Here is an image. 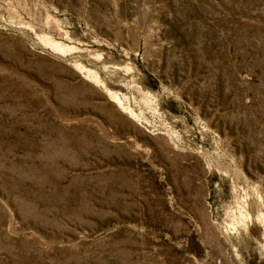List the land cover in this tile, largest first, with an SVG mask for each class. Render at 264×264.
I'll return each mask as SVG.
<instances>
[{"label": "rangeland", "instance_id": "374dc122", "mask_svg": "<svg viewBox=\"0 0 264 264\" xmlns=\"http://www.w3.org/2000/svg\"><path fill=\"white\" fill-rule=\"evenodd\" d=\"M0 264H264V0H0Z\"/></svg>", "mask_w": 264, "mask_h": 264}, {"label": "bare ground", "instance_id": "6f19581e", "mask_svg": "<svg viewBox=\"0 0 264 264\" xmlns=\"http://www.w3.org/2000/svg\"><path fill=\"white\" fill-rule=\"evenodd\" d=\"M249 214V213H248ZM250 220V219H249Z\"/></svg>", "mask_w": 264, "mask_h": 264}]
</instances>
